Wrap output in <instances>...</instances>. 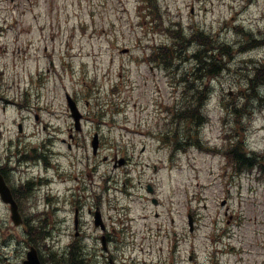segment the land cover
Wrapping results in <instances>:
<instances>
[{
  "label": "rangeland",
  "instance_id": "obj_1",
  "mask_svg": "<svg viewBox=\"0 0 264 264\" xmlns=\"http://www.w3.org/2000/svg\"><path fill=\"white\" fill-rule=\"evenodd\" d=\"M142 1L0 2V21L5 28L0 36L2 97L12 102L11 98L20 97L22 90V95H27L24 123L28 132H36L33 141L51 132L49 125L55 126L58 166L49 172L54 178L43 191L65 196L84 182L88 205L103 204L102 217L120 240L121 253L135 264L143 260L154 264H264V172H238L224 155L208 151L214 146L225 150V134L238 132L244 134L250 150L264 155V87L251 104V114L239 126L224 106L232 97L239 98V90L247 87L256 65L264 62V45L230 58L229 68L209 82L205 105L208 122L200 130L203 144L177 151L169 144L167 131L172 106L185 99L187 83L183 78L193 72L192 55L197 45L192 43L185 59L171 68L150 61L157 46L171 44L172 38L144 17L147 11ZM158 2L159 23L182 27L188 35L199 28L232 45L250 39L245 32L264 38V0ZM67 94L91 117L84 119L85 130L80 134L88 135L87 145L80 142L71 149L62 140L72 124ZM35 113L41 116L39 122L34 119ZM17 116L21 114L15 105L10 104L6 111L0 105V119L9 124L11 132L18 131L14 126ZM45 124L46 131H41L40 126ZM98 126L102 143L100 154L95 156L90 142ZM115 155L130 157L129 164L115 162ZM35 170L36 175L44 173ZM74 173L80 177L78 183L62 178ZM126 177L132 178L133 187L129 189L124 184ZM105 179L111 185L116 180L117 189L104 190ZM149 184L157 202L147 191ZM123 190L133 192H119ZM59 205L65 210L51 220L55 226L69 224L70 206ZM88 205L82 217L87 233L94 234L98 230L93 225L94 217L87 213ZM26 211L31 213L32 209ZM4 212L0 207V219H4ZM190 215L195 220L193 231ZM0 226L1 234L6 228L3 220ZM113 227L118 228L116 233ZM25 231L31 232L30 226ZM21 233L16 229L12 237L16 240ZM84 239L90 262L103 264V258L92 248L101 247L100 241L91 235ZM6 240L0 237V254L3 258V253L16 257L15 242L9 245ZM66 240L53 244L62 251ZM50 256L46 259L52 264Z\"/></svg>",
  "mask_w": 264,
  "mask_h": 264
},
{
  "label": "trees",
  "instance_id": "obj_2",
  "mask_svg": "<svg viewBox=\"0 0 264 264\" xmlns=\"http://www.w3.org/2000/svg\"><path fill=\"white\" fill-rule=\"evenodd\" d=\"M144 2L149 10L150 22H158L159 29L166 31L172 38L171 44L158 46L155 49L152 54L154 60L166 68H171L179 60L185 59L183 56L192 43L197 45V50L192 55L193 73L189 78L185 77L187 83L184 91L185 99L181 104L177 102L173 106L169 130L170 133H174L172 138L178 148L186 149L191 145L203 144L200 130L208 119L203 107L207 100L208 83L212 79H218L229 68L230 58L239 52L255 48L262 42H258L252 34H248L250 39L245 38L237 47V44L219 41L199 28L188 35L182 27L162 26L159 23L158 0H144ZM262 87H264V62L256 65L251 76L248 77L247 87L239 90L241 93L239 98L232 97L224 104L236 125L242 124L249 114L251 104L254 100H258ZM186 92H190L189 95ZM224 140L226 154L234 168L241 171L258 168L264 172V155L248 150L243 133H226Z\"/></svg>",
  "mask_w": 264,
  "mask_h": 264
},
{
  "label": "flooded vegetation",
  "instance_id": "obj_3",
  "mask_svg": "<svg viewBox=\"0 0 264 264\" xmlns=\"http://www.w3.org/2000/svg\"><path fill=\"white\" fill-rule=\"evenodd\" d=\"M72 131V127H70ZM70 136L73 138V133H70ZM5 140L0 136V149L3 152L0 154V169L3 173L7 183L12 189V195L14 200L17 202L19 207L31 206L35 203V190L37 184V177L31 176L32 172H35L36 168H41V160H35L33 154H24L19 152V157H14L13 152L9 153V150L6 148ZM29 158V159H28ZM23 175L22 178L18 177V174ZM41 181V177H38ZM75 214L80 213V204L75 205L74 209ZM75 235H79L82 232L81 226L78 223V231H76L75 226V217L73 221ZM109 244H112L110 235H107Z\"/></svg>",
  "mask_w": 264,
  "mask_h": 264
},
{
  "label": "water",
  "instance_id": "obj_4",
  "mask_svg": "<svg viewBox=\"0 0 264 264\" xmlns=\"http://www.w3.org/2000/svg\"><path fill=\"white\" fill-rule=\"evenodd\" d=\"M71 106H72V109H73V111H74V114H75V116H76V118H77V120H78L79 115H78L77 112H76L77 108H76V106H75V103L72 102V101H71ZM94 146L96 147V143L94 144Z\"/></svg>",
  "mask_w": 264,
  "mask_h": 264
}]
</instances>
